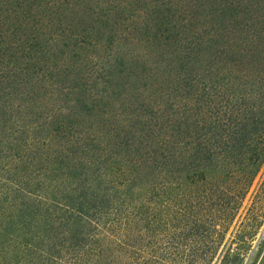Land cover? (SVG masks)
I'll return each mask as SVG.
<instances>
[{"label": "trees", "instance_id": "16d2710c", "mask_svg": "<svg viewBox=\"0 0 264 264\" xmlns=\"http://www.w3.org/2000/svg\"><path fill=\"white\" fill-rule=\"evenodd\" d=\"M0 264H264V0H0Z\"/></svg>", "mask_w": 264, "mask_h": 264}, {"label": "rangeland", "instance_id": "374dc122", "mask_svg": "<svg viewBox=\"0 0 264 264\" xmlns=\"http://www.w3.org/2000/svg\"><path fill=\"white\" fill-rule=\"evenodd\" d=\"M247 201H248V199H247ZM247 201H246V202H247Z\"/></svg>", "mask_w": 264, "mask_h": 264}]
</instances>
